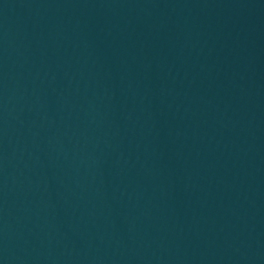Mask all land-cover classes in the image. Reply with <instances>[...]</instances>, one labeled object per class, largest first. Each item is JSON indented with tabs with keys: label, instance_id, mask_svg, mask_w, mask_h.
I'll list each match as a JSON object with an SVG mask.
<instances>
[{
	"label": "water",
	"instance_id": "95a60500",
	"mask_svg": "<svg viewBox=\"0 0 264 264\" xmlns=\"http://www.w3.org/2000/svg\"><path fill=\"white\" fill-rule=\"evenodd\" d=\"M0 264H264V0H0Z\"/></svg>",
	"mask_w": 264,
	"mask_h": 264
}]
</instances>
